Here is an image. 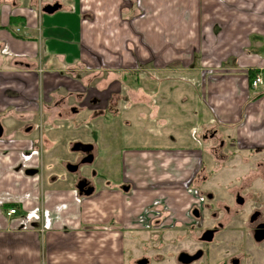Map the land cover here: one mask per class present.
I'll use <instances>...</instances> for the list:
<instances>
[{
  "label": "crops",
  "instance_id": "1",
  "mask_svg": "<svg viewBox=\"0 0 264 264\" xmlns=\"http://www.w3.org/2000/svg\"><path fill=\"white\" fill-rule=\"evenodd\" d=\"M22 1L0 0V264H124L127 193L166 195L173 205L187 198L204 173L198 141L211 125L234 132L240 152L264 150V85L253 90L250 79L264 77V0H54L62 9L52 15L47 5L20 9ZM11 18L25 24L24 37L8 31ZM89 76L96 106L104 98L111 108L136 84L147 110L136 124L149 125L148 135L177 115L192 123L184 147L168 135L164 149L128 146L120 183L80 198L54 172L46 177L32 123L43 113L81 114ZM50 94L53 107L40 106Z\"/></svg>",
  "mask_w": 264,
  "mask_h": 264
},
{
  "label": "flooded vegetation",
  "instance_id": "2",
  "mask_svg": "<svg viewBox=\"0 0 264 264\" xmlns=\"http://www.w3.org/2000/svg\"><path fill=\"white\" fill-rule=\"evenodd\" d=\"M220 132L213 129L206 137V142H214L213 155L220 154L211 171L204 165L203 175L190 189L193 202L184 208L187 221L165 218L167 214L158 211V218L142 220L144 225L138 230L127 231L137 236L131 238L140 246L133 264H264V150L251 148L244 156L224 153L227 147L235 152L236 144L232 139L226 142ZM77 142L69 148L73 161L62 164L68 172L62 181L79 197L91 190L94 195L106 181L92 170L99 149L86 143L94 146L92 152H72ZM90 155L93 162L85 163ZM236 158L239 166H227ZM69 165L77 166V171L70 173ZM219 168L227 169L226 174L222 176L224 170ZM165 205L169 212L175 206Z\"/></svg>",
  "mask_w": 264,
  "mask_h": 264
},
{
  "label": "rangeland",
  "instance_id": "3",
  "mask_svg": "<svg viewBox=\"0 0 264 264\" xmlns=\"http://www.w3.org/2000/svg\"><path fill=\"white\" fill-rule=\"evenodd\" d=\"M33 1L34 0H23L22 2L17 3V7L20 9H24L36 5L37 8L39 7V9L41 10L46 5H53L54 0ZM128 4L131 5V3ZM8 5L10 7L12 6V4ZM86 12L89 13V10ZM116 13H118L121 18H123V15L124 18H126V3L116 4ZM119 22L122 23V20H120ZM24 27V23L18 22L16 24H12V26H9L8 31L12 35L24 37ZM38 42L41 44L40 39H38ZM89 77V79L92 81L87 84L89 88H86L84 90V99L83 101H80V103L83 102V104L80 106L82 108L81 110H83L81 114H78L76 116L73 114L67 115L65 116V119L60 120V118H64V115H57L56 117H54V115H47L43 113L44 109H41V113H43V115L36 116L38 122L36 123L33 120L34 123L32 124L37 129V135L38 132L42 133L43 135L42 138H39L37 136L38 139L35 140L39 142L43 140V144L40 143L41 146L38 144V148L42 149L43 151V165L46 177L50 176V174L54 172L55 175L58 176L60 184V182L62 181V177L68 175V172L61 165L63 164V162L73 161L74 156L71 155L69 148L70 145L76 141L85 144L92 143L93 145H95L96 149H99L98 159L92 170L97 172L98 177L112 182V184L120 183L121 167L119 155L120 152L124 149L126 150L128 146L132 147V144H135V147L144 145V147L157 146L158 148L164 149L166 145L171 144L170 141L167 140V135L174 136V138L178 142V146L177 144L172 143L173 147H184V145L188 142L186 135L189 129L190 122L192 120V117L190 118V115H187L185 118L179 117L177 115L176 118L173 117L172 123H169L167 124V126H164L162 128L163 130L160 131L159 135H156L154 133L148 135L145 131L149 129L151 130V127L149 125L147 126V128L143 129L139 124H136L138 118H140L139 114L141 115L147 113V110L145 108L142 107L140 109L139 102H141L143 97L134 88L136 87V84L131 87V90L129 91L130 93L128 92L117 94V96H115L114 98L115 100L111 103V108H109L108 105L105 106L106 100L104 98L99 100L101 101L100 105L96 106L93 104L92 99L94 98L95 90L90 87V85H94V77ZM102 85L104 86L102 88L103 90L101 91L102 94H104L106 89H108V86H110V83H103ZM91 89L93 90L91 91ZM52 104L53 99L51 94L49 98L48 96H46V99H42V101L40 102V106L42 105L53 107L51 106ZM71 104L76 103L72 102ZM176 109L179 108L177 107ZM201 117H203L204 120H201L200 126H202V123H204V121L206 123L205 115L202 114ZM177 118H179L180 120H177ZM127 121L131 123L130 126H126ZM213 129L222 131L220 133L222 134V138H225L226 142L231 139H235L234 132H225L221 128L219 129V127L211 125L209 133ZM154 135L157 136V138ZM158 136H160L161 138H158ZM153 142H156L157 144L153 145ZM198 143L200 145L198 146L202 148V150H204V165H206L209 171H211L212 165L214 164L215 159H218L220 153L218 155H213V153L211 152V147L214 146V142L210 144L206 141L199 140ZM234 149L236 150L235 152H233L231 148L227 147L224 153L228 151L232 155H247V153L245 152L239 153L237 151V147H235ZM239 160V158H236L229 162L227 166H239ZM196 164L198 165V163ZM217 167L218 166H216V168ZM218 170L222 172L224 168L221 170L219 168ZM226 172L227 169L222 172V176L226 174ZM71 179L72 178H70V181ZM60 186L62 185L60 184ZM199 186L200 185H198V187ZM170 199L171 198L166 197V195H158L155 197V199H152V197L145 195L140 197L137 196L135 192H132L131 194L126 195V205L123 201L121 202L124 210L126 208V213L124 211L120 214V218H122L120 224L123 227H128V225H130L133 230H138L140 226L144 225L142 220L158 218L159 216L156 215V212L158 211H160V213H166L167 215L165 216V218L171 220H174V218H176L180 222L185 223L187 221L185 218V206L179 203L180 200L181 202L183 201L185 205L187 204V209L188 205H190L191 201H193V194L188 193L187 198L185 194L179 196V203L175 206H172V209L169 212L165 209V203L173 204V198L172 200ZM174 215L176 216L174 217ZM126 219L128 220L124 222V220ZM133 233L135 234L136 232L133 231ZM132 236L133 234L126 232V255L124 257V264H133L132 261L137 255L136 250H138L140 247L138 244V240H132ZM136 237L137 236H133V238ZM135 242L136 245H134Z\"/></svg>",
  "mask_w": 264,
  "mask_h": 264
},
{
  "label": "water",
  "instance_id": "4",
  "mask_svg": "<svg viewBox=\"0 0 264 264\" xmlns=\"http://www.w3.org/2000/svg\"><path fill=\"white\" fill-rule=\"evenodd\" d=\"M62 9V6L60 4H53V5H47L46 7H44L42 9V12L45 13V14H48V15H52L58 11H60ZM4 134V129L2 127V124L0 123V139L2 138ZM94 150V146L91 145V144H84V143H81V142H77L73 145L71 151L72 152H82V153H90ZM94 160L93 158V155H90V158L89 160L85 163H92ZM78 167L77 166H74V165H69L67 166V170L70 172V173H75L77 171ZM37 174V171L36 170H30V171H27V175L28 176H34ZM78 189L80 190V187H78ZM126 190V189H125ZM128 191V190H126ZM94 193V190H91L90 192L86 193V196L85 197H90L92 196V194Z\"/></svg>",
  "mask_w": 264,
  "mask_h": 264
},
{
  "label": "built area",
  "instance_id": "5",
  "mask_svg": "<svg viewBox=\"0 0 264 264\" xmlns=\"http://www.w3.org/2000/svg\"><path fill=\"white\" fill-rule=\"evenodd\" d=\"M264 85V77L261 73H256L254 79L251 82V87L253 90H257L260 86ZM16 210L12 209L8 212V216L16 215Z\"/></svg>",
  "mask_w": 264,
  "mask_h": 264
},
{
  "label": "trees",
  "instance_id": "6",
  "mask_svg": "<svg viewBox=\"0 0 264 264\" xmlns=\"http://www.w3.org/2000/svg\"><path fill=\"white\" fill-rule=\"evenodd\" d=\"M18 20H20V18H11V21H12L13 24L18 23V22H17ZM19 22H21V20H20ZM256 73H257V71H253V72L251 73V75H250V79H251V80L254 79ZM11 207H15V206H11Z\"/></svg>",
  "mask_w": 264,
  "mask_h": 264
}]
</instances>
